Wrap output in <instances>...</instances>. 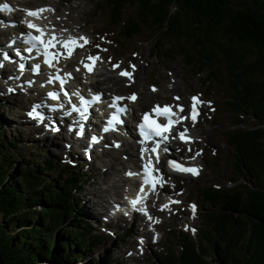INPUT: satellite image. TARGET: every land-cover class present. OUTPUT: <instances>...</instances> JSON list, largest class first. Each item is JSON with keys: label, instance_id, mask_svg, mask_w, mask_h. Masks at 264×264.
<instances>
[{"label": "trees", "instance_id": "1", "mask_svg": "<svg viewBox=\"0 0 264 264\" xmlns=\"http://www.w3.org/2000/svg\"><path fill=\"white\" fill-rule=\"evenodd\" d=\"M92 3L94 11L108 12L111 26L121 25L125 39L147 33L156 39L150 49L159 59L174 52L194 73L206 71L203 85L225 81L223 99L235 123H254L223 132L226 161L239 174L236 186L203 185L200 231L190 239L181 231L172 234L179 249L167 246L151 264H264V0ZM17 146L24 147L15 137L0 141V264L82 261L100 240L78 209L85 176L73 165L60 167L47 153L38 159ZM24 155L29 159L17 164ZM48 171L56 174L48 177Z\"/></svg>", "mask_w": 264, "mask_h": 264}, {"label": "rangeland", "instance_id": "2", "mask_svg": "<svg viewBox=\"0 0 264 264\" xmlns=\"http://www.w3.org/2000/svg\"><path fill=\"white\" fill-rule=\"evenodd\" d=\"M47 1L54 8L57 7L61 10L62 15H60L63 17L62 23L64 25H60V28H66L69 32L70 29L73 32L74 29H80L81 31L75 33L79 37L84 36L89 40V43L84 45V47L76 48L75 56L70 58L73 60L70 69L77 73V78L83 82L85 87H88L90 83H95V79H101L107 75L102 74L99 77L96 75L88 76L79 71L78 67L80 63H75L78 60L81 61L84 57L98 56L97 54H93L95 49L101 55V57L98 56L99 59L96 62H101L103 70L110 71L113 83L114 77H118L117 70L132 69V74L135 76L134 80L126 81V79H120V84H127L138 91L141 88L140 94L142 99L141 97L140 99L142 101L147 102V98L152 97V94L147 93L158 89L160 93L158 96L152 97L154 101L150 103L187 102L191 95H199L201 98L199 106L200 115L197 120L181 127L184 134L192 135V141L183 146H172L169 144L171 150H173V154L170 157H181L182 159L188 157V159L197 164L199 169L198 174L168 175L164 171L165 162L163 160L159 162L156 170L161 171V174L163 173L161 176L163 182L159 185L153 196L156 202V204L152 205L153 213L159 206V202H157L158 198L165 197L162 195L165 191L174 194V200L180 201V203H178V206L175 205L171 208L169 212H165L164 214H162L163 212L161 214L157 213L164 222L159 225L160 238L155 240L156 242H147L149 236L139 234L141 239L133 237L134 234L140 233L138 224H134L133 222L131 226L134 229L131 231L122 222L123 219H120L118 222L119 226L115 224L114 228L111 226L112 222L106 224L101 219V216L104 214L102 207L94 206V202L98 205L101 203L100 205L103 207L109 205L108 202H103L104 199L112 200L119 198V193L123 189L129 188V183L117 181L118 175H122L121 178L123 179L127 174L123 173L124 165L120 163L116 164L114 157L116 156L120 159L123 164L130 165L125 160V154L127 153H120L121 151H119L122 146L118 145L107 135H103L96 139V142L100 146L96 148L95 153L98 155L104 152L103 156L98 158L96 155H91L89 160V158L86 159L85 155H81V152L78 151H75L74 156L72 149H70V144L73 141L78 142L82 140H77L75 135L71 136L66 132L62 136L57 130L49 129L48 125L45 124L43 126L36 118L25 117V112L27 109H30L31 102L33 101V95L28 97L27 83L19 82L17 79L10 82L8 80L4 81L7 79L6 76L8 74L0 76V123L2 125L1 133L3 134L0 137V141H8L9 137H15L24 146H17L21 148L22 153H29L31 154L30 156H35L38 159L41 157L37 154L42 152L43 154L47 153V155L55 157L60 167H63L65 164L72 165V160L79 173L85 176V181L81 185V191L76 194L80 199L78 209L80 213H84V216L88 218L91 234L98 236L100 240L97 246L91 248L90 251H86L85 259L82 261H70L69 264H86L90 261H95L99 264H151L153 259L162 257L166 253L167 246H170L174 251L177 248L179 249L178 242H176L172 234L181 231L188 238L189 236L194 238L200 231L202 225L200 214H203L206 210V205H203L200 200V188L203 185L216 188L227 187L230 189L236 186L238 181L234 180L238 179L239 174L235 169L233 170L231 162L226 161L229 146L224 139L223 132L228 129L237 128L252 129L254 128V123L249 118L243 119V122L235 123L236 120L229 109L225 107L223 99L224 95L227 94L225 81L220 83L208 82L203 85L202 81L206 77V71L203 75L201 73H194V69H188L178 55L173 57L174 52L173 54H169L167 58L159 59L150 49L152 43H155L154 46H156V39L147 33L133 34L130 38L125 39L122 32L119 31L120 24L118 26H111L108 23V12L106 10L100 9L99 11H94L93 0ZM41 3L37 0L34 4L41 6ZM23 6L25 5L18 6L17 10L20 12ZM26 8H30V6H26ZM18 11L17 14L20 17L17 19L20 21L22 14L18 13ZM7 15L12 17V14ZM48 18L52 20L56 19L53 15L48 16ZM55 29L59 30L58 27H55ZM13 66L15 67V64ZM60 66L65 68V64L60 63ZM28 73L29 71L26 69L25 74ZM38 73L40 76H46L42 68L38 70ZM261 76V74H257L258 78H261ZM27 82L30 85L32 79ZM108 82H112V80L109 78L104 83H97L101 87L99 89L101 94L105 86L112 88V84ZM136 89L124 90L122 100L126 102L127 98H125V95L133 94V92L138 97L139 93ZM145 92L148 95L146 97ZM110 94L106 93L105 96L103 95V99H108ZM172 98H175V100H172ZM40 99L43 101L42 98ZM150 103L148 101L147 104L149 105ZM57 124L53 125L56 126ZM260 126L264 128V124ZM125 127L128 128V123L127 125L125 124ZM60 129L66 130L65 128ZM90 131L94 135L97 134L93 126H91ZM169 140L173 141L172 139ZM82 145L81 147L84 149L85 143ZM87 148H90V144ZM8 149L11 152L15 147ZM129 150L134 154L133 157L138 166L134 148ZM81 151L84 153V150ZM241 151L242 154H246L247 148L242 146ZM28 159L29 157L24 155L16 163L21 165L24 164L22 160ZM114 170H117V172H112ZM107 171L111 172L108 178L106 177L107 174H105L108 173ZM55 174L54 171L47 172L48 177H53ZM104 174L107 179L104 178ZM122 184L124 185L123 187L121 186ZM104 189H106L105 197H103ZM96 193L98 195L95 196ZM163 200L164 198L161 201ZM193 205H195V209H193ZM208 256H210V251L207 252L205 258H208Z\"/></svg>", "mask_w": 264, "mask_h": 264}, {"label": "bare ground", "instance_id": "3", "mask_svg": "<svg viewBox=\"0 0 264 264\" xmlns=\"http://www.w3.org/2000/svg\"><path fill=\"white\" fill-rule=\"evenodd\" d=\"M39 1L42 2L41 6H44L45 9H51V10H46V13H44V16L42 18L45 25H48V23H49L48 20H50V18H48V16H51V15H53L56 18L55 20H53V23L55 25H58V26L64 25L62 23V18L63 17L61 16L62 15L61 14V10H59L57 7L54 8L47 0H39ZM6 3H8V1H5V4ZM10 9H14L13 4H11ZM6 10L7 9L4 8L3 5L0 4V44H1L0 45V60L2 61L1 64H0V76L8 74L6 76L7 79H5L4 81L8 80L10 82L11 80H16L17 79V81H19V82L27 83L28 97L33 95V97H35L36 101H40V98H42L44 101H48V98L45 97V95L42 94V91L47 92V91H49V90H51L53 88V86L55 85V81L53 80L54 75H61L63 78H65V81H68V80H72L73 81V84L67 85V88H66V95L69 96V98L71 99V102H74L75 98H77V97H90V96H93V95L100 94L99 89H101V87H99V85L97 83H99V84L104 83L109 78L112 80V82H108V83L112 84V88H109V87L105 86L104 87L105 90L103 89V92H104L103 95L104 96H105L106 93H109V94L111 93L116 98L117 101H120L122 99L121 96H122L124 90L136 89V88H133V87H131L129 85H126V84L125 85L120 84V78H118V77H114V83H113V79H112V75L110 74V71L108 72L107 70H103V66L101 65V62H96L97 63L96 64L93 61H90V60H88L86 58L82 59L81 61H84V62L88 63V66L91 67L92 70L89 71L88 68H84V67H82L80 65L78 67L80 72H83V73L87 74L88 76L89 75H92V76L96 75L97 77H99L102 74H107V75H105L101 79H95V83L94 82L90 83L88 87H85L83 84H81L79 78H77V73H74L73 71H71L69 69L70 68V64L73 63V60H71L70 58L75 56V51H74L73 55L70 58H65L67 55L60 53V58L62 59V62L66 63V61H67L66 68H62L60 66V64L58 63V61L57 62L54 61V62L51 63L50 67L53 70H55L53 76L52 75L40 76L38 72H32V71H34L32 65H37L38 57H37V55H36L34 50L26 52L25 43L23 42V39L21 38V36L18 33L15 34L14 32L11 31L12 27L10 26L9 21L13 20L14 18L13 17L9 18L8 15L6 14ZM24 11L25 10H23V12ZM15 17H19V14H16ZM75 31H81V30L80 29H74V32ZM72 32H73V30H72ZM12 33H13V36H11ZM8 37H11V38H8ZM1 42H3V43H1ZM6 42H8V45H6ZM8 48L12 49L18 55H15V53L7 52ZM93 53H96V54L99 55V57H101L100 53H97L95 49H94ZM24 57L30 58L31 62L33 64L31 65V64L27 63L25 61ZM11 60L12 61H17L19 63V65H20V67H21V65H23V70L24 69H28L29 73L28 74H24V71L15 73L14 66L12 64H9V62H8V61H11ZM4 61H7V62H4ZM81 61H80V64H81ZM117 71L119 72L120 69L117 70ZM134 78H135V76L132 74L131 75V79L134 80ZM30 79H32V82L29 85V83L27 81L30 80ZM36 84H39V85L37 86ZM64 84H66V82H64ZM139 89H140V91H138L136 89L138 91V93H139V96L135 97V100L133 101V103L132 104H129V103L127 104L126 103L125 110L128 111V114H130L131 116H134V114L136 112H138V111H140V112L146 111V109L151 105L150 102L154 101V100H152L153 99L152 97L158 96V94L160 93L159 89L154 91V92H149V93L145 92V97H146L147 94H152V97L149 95L151 98H147V102H146V101H142L141 100L142 99L141 94H140L141 88H139ZM131 91H133V90H131ZM103 95H100L99 97H97V100H96V102L93 105L96 106V107H100L102 109H108L106 103L103 101ZM130 95L131 94H127V95H125V97H128ZM143 96H144V93H143ZM140 97H141V99H140ZM91 99H93V101H95L94 97L91 98ZM139 101H140V103H139ZM148 101L150 103L149 105L147 104ZM140 104L143 105V106H141ZM152 106L149 108V110L152 108ZM28 111H32V110L30 109ZM50 111L54 112V113H57V114H53L51 116V120L56 122V123L61 118L68 119V118L72 117L71 113L68 114V112H67L68 111V107H60V108H58L57 111L56 110H50ZM91 111H92V109H91ZM46 123L49 125L50 129L57 130L58 133L62 134V136H64L65 132H66V133L70 134L71 136L75 135L77 137V140H82V141H78V142L77 141H73V143H75L76 146H80V145H82L84 143H85V146H87V142L84 141V140L85 139L89 140L88 143H92V145L88 149V153H89L90 156L91 155H93V156L96 155L95 154L96 153V148H98L100 146V144L95 142V141H91V140H94V139L98 138L99 136H101L100 133H97L95 135V137H94L93 134H91V132H89L86 129V130H84V136H82V134L75 133L73 131V129L67 130V126H62V124H57L55 126V125H53V124H51L49 122H46ZM66 125H70L72 127L74 125V122H70V123H68ZM85 126L86 125H83V127H85ZM60 128H65L67 131L66 130H62ZM82 132H83V130H82ZM108 137L111 138L112 140H114L116 143H118V145L122 146V148L119 149V151H121L120 153H125V152L127 153V154H125L126 155L125 160L128 161L127 163L130 164V165L123 164V162H121L120 159H118L116 156L114 157L115 158L114 162H116V164L120 163V164L124 165V168H123V173L124 174L129 175L128 173H133V175H129V176L125 175L123 177V179L121 178L122 175L121 176L118 175L117 181L118 182H123L124 181V182L130 183V180L127 179V178H133V179L136 178V174L140 170V168L137 170L135 158L133 157L134 154L132 152H130V150H129V149L132 150L134 148V145L132 143V139L136 140V136L134 135V133L132 131L129 130V128L125 127V129H123L121 132H118L117 135H115L112 132L108 133ZM124 137H126L125 141L123 139ZM170 137L178 138L179 137V132H176L174 135H171ZM168 154L169 155L172 154V151L170 150V148L168 149V151L166 153L163 154V158H165V156L168 155ZM103 155H104V152H101L100 154H98L96 156H98V158H99V157H101ZM105 163H107V162H105ZM164 171L168 175H179V176L180 175H184V174H175V173L169 172V169H165ZM112 172L116 173L117 170H114ZM110 173L109 172L105 173V174H107V176H106L107 178L109 177ZM105 174H104V178H105ZM162 174H160L158 177H161ZM107 178H105V179H107ZM95 184H97V183H95ZM123 184L121 185L122 187L124 186ZM101 185H103V184H101ZM127 190H128L127 188L123 189L119 193L120 194L119 196L120 197H124L126 194H123L122 196H121V194L123 192L126 193ZM92 192H94V191H92ZM105 193H106V189L103 190V197L106 196ZM145 193H146L145 191L143 193L140 192V195L141 196H145ZM101 194H102V192H101ZM89 195H90V193H89ZM96 195H98V194L96 193L95 196ZM154 195H155V193H152V197H150V199H149L151 212H153L152 205L156 204L155 198L153 197ZM162 195H164L165 197L158 198L157 202L160 203L162 198H164L163 201L166 204L173 202V201L168 200V199L171 196H173L174 194L165 191V192L162 193ZM93 198H94V196H93ZM103 202H108L109 205H114L115 199L107 200V198H106V199H104ZM100 204L98 205L96 202H94V206H100L101 207ZM173 207L174 206H171L170 208H173ZM162 211H167V209L163 208ZM103 212L105 214H107L106 210H104ZM155 212H157V210ZM162 214H164V212ZM90 218H93V217H90ZM120 219H123V217L120 216ZM132 219H133V217L129 218L127 221L125 219H123V221H122L124 224H126L128 226V229H130L131 231L134 229L133 226H131ZM118 222L119 221L111 223V226L114 227L115 224L117 226H119ZM163 223L164 222H162V224ZM146 228H147V223H139L140 233L138 232L137 235L142 234L143 236H147L148 237L149 236V231H147ZM135 231H137V229H135Z\"/></svg>", "mask_w": 264, "mask_h": 264}, {"label": "snow or ice", "instance_id": "4", "mask_svg": "<svg viewBox=\"0 0 264 264\" xmlns=\"http://www.w3.org/2000/svg\"><path fill=\"white\" fill-rule=\"evenodd\" d=\"M3 7L7 8L8 6L7 5H3ZM46 10H51V9L27 10V15L33 16V17H37L39 15V13H41L43 11H46ZM28 27L32 28V29L39 30L37 25H35L33 23H29ZM30 39L32 41L36 42V43L33 44V47H36L37 44H39V45H41L43 47V49H44L43 55L45 57V63H48L50 65H51L52 60L57 59V57L60 55V53L53 54V53H51L49 51V49L55 48L57 45H60L67 52V56L65 58H70L73 55V53H74L76 48H78V47L82 48V47H84V45L89 43L88 39L86 37H84V36H80V37H71V36H69L67 39L61 40L59 37H57L55 35H52L48 39H44L43 35H38V36H31ZM87 59L90 60V61L95 62L96 60L99 59V57L98 56H88ZM81 63H84V61H81ZM85 67L88 68L89 71L92 70V68L89 67L87 64H85ZM21 68H23V65H21ZM38 69H39V66L37 65L35 70H38ZM121 75L130 76V73L122 72ZM56 78L59 79V77H56ZM62 83H63V81H62ZM49 95L52 96L53 98H56V94L55 93H50ZM130 99L134 100L135 96L133 95L132 97H130ZM192 101H193V104H192L191 119L195 122L197 116L199 115V112L197 110V105L199 103H201V101H199L198 97H192ZM82 103H84V101H82ZM180 110L183 111V108H181ZM153 111L156 112L157 115H165V116L169 117L168 124L163 125V126H161L160 124L156 123L155 121L151 122L153 131L155 132V135L156 136H161L162 139L166 140L167 136H165L163 134L166 133L167 131H169L170 126L172 124L176 123L177 121H173L170 118L171 115H173V113L171 112V109L168 108V107H166L164 109H160L159 106H157V108H155ZM30 115L38 116L39 114L36 113V110L34 108L33 112L30 113ZM113 119H115V117ZM149 119H150L149 115L146 113L144 115V120L147 122V121H149ZM140 127H141V134L145 135L146 139H151V136H148L144 132L145 125L142 124ZM180 135H181V139L185 138L184 137V133H181ZM157 147H158V145H157ZM156 150L157 149L155 147L152 149L153 152H156ZM171 166L173 168L179 170V171L190 172L193 175L198 174V169H195V168H183L180 165H176L174 163L171 164ZM144 170H145V181L144 182L147 183V184H151L152 185V189L155 190V185L157 183H162L163 181H162V178L155 177V176L151 175V171H152L151 160H149L148 163L145 164ZM128 174L129 175H133V173H128ZM141 192L142 193L144 192L143 187H141ZM145 195H146V193H145ZM140 203H142V197L138 195L137 199L132 201L133 207H135L137 204H140ZM172 203H179V201H173ZM166 207H168V205H163L162 206V210H163V208H166ZM192 207H193V209H195V205H193ZM149 219H151V217H149Z\"/></svg>", "mask_w": 264, "mask_h": 264}]
</instances>
